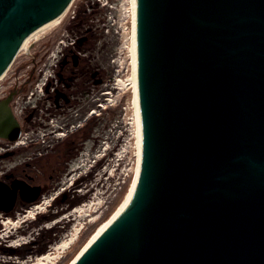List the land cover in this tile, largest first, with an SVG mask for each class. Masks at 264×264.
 Instances as JSON below:
<instances>
[{
	"label": "water",
	"instance_id": "95a60500",
	"mask_svg": "<svg viewBox=\"0 0 264 264\" xmlns=\"http://www.w3.org/2000/svg\"><path fill=\"white\" fill-rule=\"evenodd\" d=\"M71 1L0 0V78ZM135 20L137 179L71 264H264V0H135ZM18 194L40 186L0 179V212Z\"/></svg>",
	"mask_w": 264,
	"mask_h": 264
},
{
	"label": "rangeland",
	"instance_id": "374dc122",
	"mask_svg": "<svg viewBox=\"0 0 264 264\" xmlns=\"http://www.w3.org/2000/svg\"><path fill=\"white\" fill-rule=\"evenodd\" d=\"M124 1L109 0L111 8L101 6L98 0H74L64 20L43 38L33 41L28 50L18 53L0 80V90L6 85L3 91L6 92L15 84L14 70L21 64H27L24 70L27 72L32 61H45L46 75L53 77V67L64 50L62 47L73 43L77 26H91L94 38L86 46L88 62L98 70L102 81L92 88L90 99L86 97L81 101L93 102L92 105L81 106L83 115L73 121L79 131L77 123L82 121L85 124L77 143L78 150L64 157L46 158V166L58 159L61 168L52 181H48L50 168L38 174L37 179L44 184L41 196L27 207H16L14 215L0 212V235L3 236L0 238V264H29L40 254L38 248L46 246V251H53L57 242L70 237L74 227L82 226L73 243L52 263L65 264L90 234L114 213L134 180L139 157L138 125L133 102L130 0ZM25 77L22 75L20 80ZM42 90L38 88L40 93ZM68 126L67 130L71 127L70 124ZM66 129L62 130L65 135L45 137L43 141L35 142L36 145L19 150L14 157L5 160L7 166L23 160L24 155L34 154L36 149L68 146L69 141L64 139ZM18 146L21 145L13 148ZM2 150L4 148L0 147ZM48 199L50 202L43 211L33 217H24L33 204H42ZM90 201L95 202L92 208L89 207ZM81 206L82 211L74 210ZM8 217L17 218L20 222L5 223ZM26 242L31 244L20 248V253L15 251L14 247Z\"/></svg>",
	"mask_w": 264,
	"mask_h": 264
},
{
	"label": "flooded vegetation",
	"instance_id": "af4514ba",
	"mask_svg": "<svg viewBox=\"0 0 264 264\" xmlns=\"http://www.w3.org/2000/svg\"><path fill=\"white\" fill-rule=\"evenodd\" d=\"M74 34L76 38L73 43L62 47L64 50L61 51L53 67V77L46 75L45 61H37V63L32 61V66L27 72L24 71L27 69V64H21L14 70L15 84L11 89L3 92L6 85L2 84L4 86L0 90V147L4 148L0 151V179L9 184L14 179H19L31 185H38L40 186L38 198L44 187L43 182L37 179L38 174L50 168L48 181H52L61 168L58 159L49 166H46L44 161L53 156L60 158L75 154L78 150L77 143L81 139V130L85 124L82 121L78 122L76 127L80 128L79 131L74 127L73 121L83 115L84 108L81 106L92 105L93 102L81 101L86 97L90 99L92 88L99 83L96 80L102 81L98 70L92 68L88 62L89 53L86 46L94 38L91 26L80 24ZM24 74L26 77L21 81L20 77ZM38 88L43 89L41 93ZM14 122L20 126V135L17 139L11 140L8 136L13 134ZM69 124L71 129L67 131ZM64 129L67 133L64 139L69 141L68 146L63 144L51 150L36 149L33 151L34 154L24 155L23 160L7 166L5 160L14 157L19 150L34 146L45 137L58 138ZM19 141L22 142L21 146L13 148L19 144ZM20 201L26 202L18 194L16 202Z\"/></svg>",
	"mask_w": 264,
	"mask_h": 264
},
{
	"label": "bare ground",
	"instance_id": "6f19581e",
	"mask_svg": "<svg viewBox=\"0 0 264 264\" xmlns=\"http://www.w3.org/2000/svg\"><path fill=\"white\" fill-rule=\"evenodd\" d=\"M73 1L74 0H72L70 2L68 7L66 8L64 14L58 20L50 22L44 28L30 34L28 36V38L21 44L17 54L20 53L21 51L28 50L33 41L43 38L46 34L49 33V31H51L52 29L57 27L61 23V21L64 20V18L67 16V14L70 10V7L73 4ZM125 2H127V0H125L124 3ZM129 3H130L131 28H132L131 29V41H132V43H131V55L132 56L131 57H132V86H133V97H134L133 102H134V106H135V115L137 118V125H138V156H139L138 157V166H137V170H136L135 175H134V180H133L132 184L130 185V188L128 189L127 193L125 194L124 199L119 204L118 208L114 211V213L105 222H103L100 226H98L96 228L95 231L92 232V234H90V236L85 240V242L81 245V247L73 254L72 257H70L68 259V261L65 264H71L79 256V254L88 246V244L98 235V233L107 225V223L114 217V215L121 209V207L123 206V204L125 203V201L127 200V198L129 197V195L131 194V192L134 189V185H135V182L137 179V175H138V171H139V167H140V163H141V159H142L143 133H142L141 109H140V101H139V94H138V83H137L135 0H130ZM130 82H131V80H130ZM91 113L92 112H90L89 115ZM59 135H64V132H61ZM18 143L21 144L22 142L19 141ZM49 202H50V199H48L47 201H45L42 204H39L40 202L33 204V206H31L29 209H27V211H26L27 214L24 217L28 218L27 215H29L30 217H33L35 213L43 211V209H45V207L48 205ZM99 202H100V200H99ZM94 204H95V202L90 201L89 207L92 208ZM74 210L75 211H82V206L78 209L75 208ZM4 222L5 223L6 222H9V223H15L16 222L17 223V222H20V220H18L17 218L12 219V218L8 217L7 221L5 220ZM81 227L82 226L74 227V232L70 235V237L57 242L53 251L47 250L45 252L38 254L36 257L32 258L31 260L29 259L30 261H32V262H29V264H52L53 259H55L59 253L63 252L68 246H70L73 243V241L79 235ZM5 236H7V234H5ZM2 237L0 235V238H2ZM34 260H36V261H34ZM5 264H11V263H5Z\"/></svg>",
	"mask_w": 264,
	"mask_h": 264
},
{
	"label": "trees",
	"instance_id": "16d2710c",
	"mask_svg": "<svg viewBox=\"0 0 264 264\" xmlns=\"http://www.w3.org/2000/svg\"><path fill=\"white\" fill-rule=\"evenodd\" d=\"M74 187L76 188L77 187V185H74ZM56 197H59V195L58 196H56ZM30 205L31 204V202H16V204H15V206H14V210L13 211H9V212H7L6 214H8V215H14V211H15V209H16V207H20V206H24V207H27L26 205ZM28 243V244H27ZM31 244V242L29 243V242H26V243H24V245L22 244V245H20L19 244V246L20 247H18V248H16V247H14V249H15V251H17V252H19L18 250L20 249V248H22L23 246H25V247H27V246H29ZM27 245V246H26ZM9 247V248H8ZM7 249H11L12 250V247L11 246H7ZM46 246H43V247H40V248H38L37 250H38V252H40V253H42V252H45L46 250ZM20 253V252H19ZM21 254H24V252L22 251L21 252Z\"/></svg>",
	"mask_w": 264,
	"mask_h": 264
},
{
	"label": "built area",
	"instance_id": "2783aa9c",
	"mask_svg": "<svg viewBox=\"0 0 264 264\" xmlns=\"http://www.w3.org/2000/svg\"><path fill=\"white\" fill-rule=\"evenodd\" d=\"M98 1H99V4L101 6H109V7L113 8V6H112L111 2H109V0H98Z\"/></svg>",
	"mask_w": 264,
	"mask_h": 264
}]
</instances>
